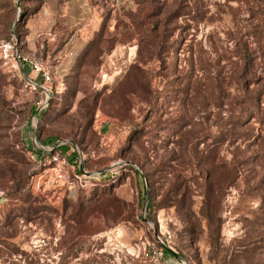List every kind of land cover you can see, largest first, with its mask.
Instances as JSON below:
<instances>
[{"label": "rangeland", "instance_id": "1", "mask_svg": "<svg viewBox=\"0 0 264 264\" xmlns=\"http://www.w3.org/2000/svg\"><path fill=\"white\" fill-rule=\"evenodd\" d=\"M42 141L118 178L70 161L69 192ZM152 246L264 264V0H0V264H155Z\"/></svg>", "mask_w": 264, "mask_h": 264}, {"label": "built area", "instance_id": "2", "mask_svg": "<svg viewBox=\"0 0 264 264\" xmlns=\"http://www.w3.org/2000/svg\"><path fill=\"white\" fill-rule=\"evenodd\" d=\"M30 65L34 70L42 74L44 81H49L51 79L49 70L43 64L39 63L38 61L31 60ZM43 106L44 104H42L39 109L41 110ZM63 144H66V142L59 141L55 145L44 144L38 146V149H36V154H38L37 162L40 165L51 169L55 173L57 179L61 180L63 184L66 185L67 190L69 192H74V190L76 189V183L72 179L69 172L70 158L65 152L58 149ZM78 165H80L79 159ZM81 175L89 178L93 177L86 175L83 171H81ZM162 243L163 246L166 247V243L164 241H162ZM165 247L152 246L148 251H146L145 255L150 258L155 264H166Z\"/></svg>", "mask_w": 264, "mask_h": 264}, {"label": "trees", "instance_id": "3", "mask_svg": "<svg viewBox=\"0 0 264 264\" xmlns=\"http://www.w3.org/2000/svg\"><path fill=\"white\" fill-rule=\"evenodd\" d=\"M252 99H253V100H251L252 102H249L248 104L250 106H253V105L258 106V104L260 103L259 97L258 96H255L254 98L252 97ZM33 111L36 112V109L33 110ZM43 111H44V109H42L39 112V117H41ZM42 143L45 144V142H43V141H42ZM53 145H55V144H53ZM70 147L74 149V146L73 145H71L70 143H66V144H63L62 146H60L58 149L59 150H62L63 152H65L70 157V161L74 162L78 166V161L76 159V154L73 157H71L70 154H69ZM33 152L34 153H37L35 150ZM73 152H75V151L73 150ZM79 172L81 173L80 170H79ZM103 177H109L106 181H115L116 178H118V176L114 175V173H102L99 178H91V179H93V181H96V183H97V181L101 180V178H103ZM86 178H89V177H86ZM63 187H64V185H63ZM82 187H80V188H82ZM82 191H84V190H82ZM21 199H22L21 200L22 202L28 203L30 206H35L36 205V202H42V200H39L37 198H34L33 199L31 194H28V195H25L24 194ZM149 206H151V204H149ZM31 208L33 209L35 207H31ZM5 223H7L8 225L10 224V225H13V226L17 227V223L14 222L13 219L12 220H9L8 219V220L5 221ZM166 264H168V263L166 262Z\"/></svg>", "mask_w": 264, "mask_h": 264}, {"label": "water", "instance_id": "4", "mask_svg": "<svg viewBox=\"0 0 264 264\" xmlns=\"http://www.w3.org/2000/svg\"><path fill=\"white\" fill-rule=\"evenodd\" d=\"M39 111H40V109L37 111L36 116H35V119H38V113H39ZM34 141H35L36 144H40V142L37 140V136H36V134H35V136H34ZM77 149H78V147H77ZM78 150H79V149H78ZM79 160H80V169H81V171H83L86 175H88V176H93V177H98V176H100V175L103 173V171H86V170H84V168L81 167V166H82V161H81V156H80V155H79ZM136 167H137V166H136ZM137 168H138V167H137ZM156 234H157L159 240H161L160 237H159V234H158L157 230H156Z\"/></svg>", "mask_w": 264, "mask_h": 264}, {"label": "crops", "instance_id": "5", "mask_svg": "<svg viewBox=\"0 0 264 264\" xmlns=\"http://www.w3.org/2000/svg\"><path fill=\"white\" fill-rule=\"evenodd\" d=\"M166 262L168 264H174V260L170 259L169 257L166 258Z\"/></svg>", "mask_w": 264, "mask_h": 264}]
</instances>
